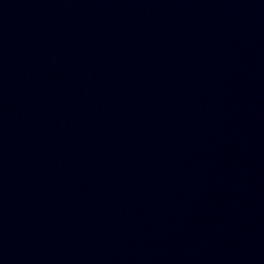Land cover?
<instances>
[{"label": "water", "instance_id": "95a60500", "mask_svg": "<svg viewBox=\"0 0 264 264\" xmlns=\"http://www.w3.org/2000/svg\"><path fill=\"white\" fill-rule=\"evenodd\" d=\"M0 264H264V0H0Z\"/></svg>", "mask_w": 264, "mask_h": 264}]
</instances>
